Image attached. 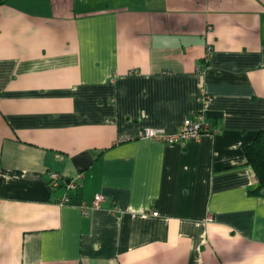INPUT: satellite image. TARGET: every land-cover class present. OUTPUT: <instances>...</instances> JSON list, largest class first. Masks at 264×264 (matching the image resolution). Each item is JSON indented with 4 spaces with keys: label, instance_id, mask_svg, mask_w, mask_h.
I'll use <instances>...</instances> for the list:
<instances>
[{
    "label": "crops",
    "instance_id": "obj_1",
    "mask_svg": "<svg viewBox=\"0 0 264 264\" xmlns=\"http://www.w3.org/2000/svg\"><path fill=\"white\" fill-rule=\"evenodd\" d=\"M263 129L264 0H0V264H264Z\"/></svg>",
    "mask_w": 264,
    "mask_h": 264
},
{
    "label": "built area",
    "instance_id": "obj_2",
    "mask_svg": "<svg viewBox=\"0 0 264 264\" xmlns=\"http://www.w3.org/2000/svg\"><path fill=\"white\" fill-rule=\"evenodd\" d=\"M211 47H208L207 57L210 55ZM206 101L210 100L208 96H205ZM217 131V128L212 126L206 120L204 112H196L191 117L185 118L178 129L173 133H168L164 128L160 127H147L144 128L140 134V138L164 142L168 144L182 143L191 140H197L205 134H212ZM81 177V174H77L75 177L70 179H65L63 175L50 172L49 174V187L51 190H56L60 186H64L66 193L60 200V203H69L70 193L77 190L79 184L77 179ZM103 196L101 194H95L93 199L89 204L82 203L81 208L83 212H87L91 208H99L103 201ZM157 215V212H153Z\"/></svg>",
    "mask_w": 264,
    "mask_h": 264
},
{
    "label": "trees",
    "instance_id": "obj_3",
    "mask_svg": "<svg viewBox=\"0 0 264 264\" xmlns=\"http://www.w3.org/2000/svg\"><path fill=\"white\" fill-rule=\"evenodd\" d=\"M247 163L257 177V185L248 190L250 195L264 196V129L258 131L254 140L245 148Z\"/></svg>",
    "mask_w": 264,
    "mask_h": 264
}]
</instances>
